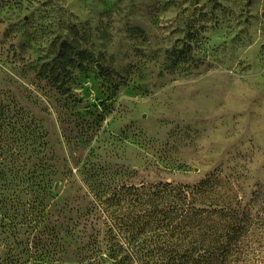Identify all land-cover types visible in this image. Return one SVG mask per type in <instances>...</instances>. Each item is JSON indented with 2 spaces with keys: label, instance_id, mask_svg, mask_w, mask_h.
I'll use <instances>...</instances> for the list:
<instances>
[{
  "label": "rangeland",
  "instance_id": "1",
  "mask_svg": "<svg viewBox=\"0 0 264 264\" xmlns=\"http://www.w3.org/2000/svg\"><path fill=\"white\" fill-rule=\"evenodd\" d=\"M209 174L264 264V0H0V264H111L95 192Z\"/></svg>",
  "mask_w": 264,
  "mask_h": 264
},
{
  "label": "trees",
  "instance_id": "2",
  "mask_svg": "<svg viewBox=\"0 0 264 264\" xmlns=\"http://www.w3.org/2000/svg\"><path fill=\"white\" fill-rule=\"evenodd\" d=\"M253 210L220 174L194 184L123 183L93 195L105 229L91 249L111 264H232Z\"/></svg>",
  "mask_w": 264,
  "mask_h": 264
}]
</instances>
